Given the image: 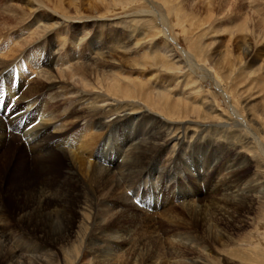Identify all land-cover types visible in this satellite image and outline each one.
I'll use <instances>...</instances> for the list:
<instances>
[{
    "label": "rangeland",
    "instance_id": "374dc122",
    "mask_svg": "<svg viewBox=\"0 0 264 264\" xmlns=\"http://www.w3.org/2000/svg\"><path fill=\"white\" fill-rule=\"evenodd\" d=\"M30 1L35 4L34 0H0V8L5 4H10L9 7L15 6V9L19 7L26 9L27 13L30 12L26 18L37 21L36 25L38 26H43V22L47 23L42 19L44 13L57 12L59 14V9H55V0H37L46 3L45 6L37 9L32 4L33 9L29 10ZM109 1H112L113 4L110 6L105 4L106 7L105 5L101 6L97 0H64L60 4L61 8L64 7L67 11H71L73 6H69V3H76L79 7L77 9H82V12L91 16L85 20V18H79L78 12L76 14L68 13L67 16H70V20L66 19L65 22L59 20L62 14L60 12V15L55 14L56 18L50 20H56L57 23L59 20V23L54 26L56 30L49 27L52 33L58 31L52 43L55 46H64L65 49H61L62 51L71 50L67 54H63L62 58L71 54L84 56L85 53L86 57L95 56L98 61L106 64L114 63L117 65L120 62L123 65L122 69L128 72L134 83L142 85L144 80L154 78L156 73L153 71L154 69L162 68L169 71L162 67L164 63L162 64L157 60V57L160 56L157 55L158 52L169 51L173 53L175 58L172 59L171 57L172 60L166 58L167 67L173 68L174 77L171 78L169 75L160 72L156 80L160 85L174 84L182 91V81L190 75L185 68L180 51H188V54L195 57L199 67L203 66L213 73L216 72L220 82H222L221 87L224 93L226 92L228 96H231L230 103L232 101L234 106H238L237 109L240 114L244 115L245 124L249 128L245 130L236 124V119L230 112V103L223 97L222 91L217 89L211 79L201 77L204 71L194 69L195 74L191 76L193 78L191 85L194 88L189 86L184 91L196 98L200 105L197 107L199 118L191 122H182V127L186 129L187 138L181 148L185 149L174 156L171 166L166 160L171 159L178 150L177 139H175L173 149L171 143L166 149L167 151H161L160 148H157V152L154 151L146 158L144 157L146 161L144 160V164L141 163L144 165L142 169L152 173L136 174L131 178V181H124L118 176V196L110 197L107 189L101 187L96 193L99 197L92 206L95 210L92 211L88 208L87 210H80V213L74 211L77 210L75 208L77 202L72 197H79L84 189L87 195L89 191L86 187H82L80 181L77 183L65 179L61 183L62 190L72 199L65 207L66 219L60 223L55 221L56 224H53V228L50 230V227L46 224L43 225L41 221L29 223L20 221L19 223L13 222L10 225L0 226L2 231L12 230V233L10 232L3 239L8 247L2 251L0 249V264H10L9 257L13 249L17 251L22 249L29 254L28 257L26 256L27 261H23L21 264H98L92 257L91 251L102 243L99 235L115 230L122 231L126 237H123V241L121 240L118 246L113 248L112 255L117 264L126 261L131 263L132 260L134 261L133 264H264V197L262 199L251 198L249 186L245 188L246 193L244 195H239L232 201L223 192L226 184L234 186L241 183L245 178H250V183L261 180L264 186V36L262 32L258 35L253 30L254 28L247 29L248 22L246 21H239L233 25L231 20L238 12L235 10L237 8H233L234 12L232 13H230L231 10L229 12L224 10V15L220 12H212L207 15L206 9L198 1H195V6L190 7V9H188L189 6L186 2L182 1L181 4L180 1L177 8L180 9L183 18L180 15L174 19L169 16L167 19L168 26H166L168 29H165L166 27L162 24H157L155 17L148 15L152 7L160 12L163 10L162 13L164 14L166 13L165 6L160 0H148V4L144 0H119L120 3H117V0ZM114 2L117 4L114 5ZM260 2L264 4V1ZM172 3L176 5L175 0ZM239 6L241 7L242 3ZM195 9L197 13L194 12ZM244 12L251 19H254L249 7ZM39 14L40 17H38ZM70 22L73 24L71 28L68 27ZM19 26L20 24L14 25L11 28V33L14 32L15 34ZM165 32L172 37V40H165ZM70 33L72 34L70 35ZM66 34L65 39L63 35ZM52 35L54 36V33ZM167 35L166 37H168ZM88 39L98 42V46L90 47ZM39 40L31 43L30 47L38 46H35L38 50L35 49V51L41 52L42 57H40L43 58L42 51L46 45L43 43V39L42 42H37ZM199 49H204L200 50V53L198 52L199 55L193 52V50ZM27 50L29 48L24 47L22 50H18L19 54L16 51L17 55L11 56V60L6 59V61H13L19 67H24L25 62L28 65V60L25 59ZM39 50L41 51L39 52ZM1 55L4 54L0 52ZM32 56L35 57L30 55L28 59ZM146 56H149L150 59L145 58L143 60L142 57ZM133 57L139 61L135 62ZM153 57L156 59L153 60ZM38 63L40 64V62ZM39 68L44 69V66L41 67L40 65ZM29 74L34 75L31 74V71ZM179 79L182 81L174 83ZM197 93L200 94L199 97L195 96ZM209 106L212 107V110L207 109ZM126 107L128 108V106ZM143 108L141 104L131 107L133 113H139V110H143ZM203 113L206 116H202ZM109 116L114 117V114ZM165 118L170 120L168 117ZM86 120V118L80 119L78 125L70 129L68 133L65 132L63 136L68 138L70 135L77 134L79 129L88 122ZM222 122L228 123L229 126L221 129L216 128L217 123L222 124ZM126 124L124 123L116 129V153L120 145L136 137L133 135L124 137L123 127ZM202 128L205 129L202 130ZM172 129L171 127L170 132ZM172 135L169 134L164 142L171 141ZM58 137L62 136L56 134L55 138ZM112 137H110L109 142L107 140L104 142V139L101 138L102 141H98L95 149H90L89 161L101 162L100 155L97 154L96 156L97 147L104 154L106 153V156L103 155L106 157H103L104 160L110 157L109 147L113 145ZM204 151H206L205 155L202 154ZM191 153H193V157L198 153L202 159L204 158L208 162V168L203 167L202 174L198 173V165L193 166L191 164ZM180 156L188 158L190 162L187 161V164L189 165L186 166L180 162L175 163L176 157L179 159ZM234 157L242 162L241 166L229 172L223 170L228 161ZM3 162H5L4 159L0 162V166ZM112 162L116 163L114 158ZM28 163H31V159ZM48 165L52 167L51 170L49 169V173L46 171L45 174L36 175L37 172H35L34 176L31 175L33 176L32 183L38 184L39 181L50 179L52 180L51 186H55L56 182H59V178H61L59 174L62 173L64 166L58 164L57 160L53 158L49 160ZM168 168L173 169L172 179L165 175V170ZM32 169L29 166L30 173ZM1 179L0 196L2 194L4 197V193L8 192L11 187L7 189L8 183L6 181L1 183ZM23 179L25 180V177L21 178L22 181ZM4 180H6L5 177ZM86 180L92 186L97 184V179L96 181ZM18 189L17 191L10 190V198L5 197L4 211L11 217L17 216L19 214L18 208L24 204L22 192H19L21 197L18 200L15 198L11 200L13 196L16 197ZM1 202L0 199V204ZM202 204L205 206L200 209ZM133 245L135 246L133 247ZM30 253L32 254L30 255Z\"/></svg>",
    "mask_w": 264,
    "mask_h": 264
},
{
    "label": "bare ground",
    "instance_id": "6f19581e",
    "mask_svg": "<svg viewBox=\"0 0 264 264\" xmlns=\"http://www.w3.org/2000/svg\"><path fill=\"white\" fill-rule=\"evenodd\" d=\"M34 1L35 4L30 1L29 10L33 9L32 4L36 6L37 9L45 6L46 4L44 2V4L41 3L40 1L42 0ZM55 1V9H59V14L55 9L54 10L56 13H44L42 19L47 21V23L43 22V26H38L36 25L37 21H31V18H26V16L30 13H27L26 9L21 7L15 9V6L9 7L10 4H5L0 8V52L4 54L0 56V162L3 159L5 161L2 163V166H0V179L2 178L1 183L4 181L8 183L9 187L7 186V189L11 187L10 190L17 191L19 188L16 197L13 196L11 200L14 198L18 200V198L21 197L19 192H22L21 195L24 204L27 202V204L31 203L29 206H26L27 204H23V206L18 208L19 214L17 216L11 217L10 215L6 214V211H4L5 208L3 206L5 205V197L7 196V198H10L9 194L11 191L8 190V192H5L4 197H2L1 194L0 199L2 202L0 204V226H4V224L10 225L13 222L19 223L20 221L26 223L41 221L43 225L46 224L49 226L50 230L53 228V224H56L55 221H59L60 223V221L65 220L67 215L65 207L68 206L71 199L62 190L61 183L65 179H69L77 183L80 181L82 183V187H86V189L89 191V194L87 195V193L85 194L84 189L79 197H72V199H76L77 202L75 207L77 210L74 211L80 213V210H87L88 208L92 209L93 211L95 208L92 206L96 203V200L99 197H97L96 193L99 192L101 187L103 189H107V193L108 195L110 194V197H113L114 195L118 196V176L124 179V181H131V178H133V176L136 174L141 175L142 172L150 173L151 171L149 172V170L142 169L144 165H141V163L144 164V160L146 161L145 158L156 151L157 148H160L161 151H163L168 149L169 145L172 143L173 149V144L175 139H177V144L179 143L178 150L176 153L173 152L174 155L171 157V159L168 158L169 160H166L171 166V161L174 159V156L178 155L179 151L181 152L185 149L181 148V146L184 145V140L187 138L185 131L186 129L182 127V122H191L192 120H197L199 118V109L197 107L200 105L198 104L196 98L191 97L188 92L184 91L185 88L193 86L191 85L193 84V78L191 76L192 74H195L194 69L200 70L201 72L204 71V74L201 75V77L211 79L213 84L216 85L217 89L222 91L223 97L227 99L229 103L230 100H232L231 96H228L226 92L224 93L223 88L221 87L222 82H220V78L216 72L213 73L203 66L199 67L195 57L188 54V51L185 50L180 51V53L182 60H184V65L188 71V75L190 76H186L184 81L179 79L174 82L179 83L182 81L183 92L180 91L174 84L160 85L156 80L157 75L160 72L169 75L171 78L174 77L175 73H172L173 68L167 67L168 62L166 58L168 60H170L171 57L172 59L175 58L173 53L169 51L157 53V55H160L157 57V60L162 64L164 63L162 67H165L169 71L162 68L156 70L154 69L153 71L156 72L153 76L154 78L144 80V84L142 85L140 83H134L128 72H126L125 69H122L123 65L120 62L117 65L114 63L106 64L98 61L95 56L86 57L85 53L84 56H76L75 54H71L62 58L63 54H67V52H70L71 50L68 49L66 52L62 51L61 49H63L64 46L59 47V45L55 46L52 43V40L58 32L55 31L56 29L54 26L59 23V20L66 22V19L70 18V16H67L68 13L76 14L78 12L77 14H79V18H85V20L91 16L82 12V9H77L79 7L76 3H69V6L73 7L71 11H67L64 7L61 8L60 6L64 0ZM97 1L99 4H101V6H104L105 4L110 6V4H113V2H110L109 0V2L107 0ZM144 1L147 2V4L149 3L148 0ZM160 1L165 6L164 9L166 10V13L164 14L162 13L163 10L160 12L159 10L152 7L151 11L149 10L148 15H151L153 18L155 17L157 24H162L164 27L168 26L167 19L169 16L172 19L179 15L181 18H183L180 9L177 8V4L179 5L180 1L181 4L182 1L186 2L189 6L188 9H190V7H194L195 1H198L201 5H203L202 7L206 9L205 12L207 15H210L212 12H220L223 14L224 10H226L225 12H229L231 10L230 13H232L234 12L233 8H237L235 10L238 12L236 16L232 17V24L234 25L235 23H239V21H246L248 22L247 29L250 30V28H254L253 30H255L258 35L262 32V35L264 36V4H261L260 2H263L264 0H175L176 5H173L172 3L174 0ZM118 2L119 0H117V3ZM117 3L114 2V5ZM241 3L243 6H241L242 8L239 6ZM248 7L250 8V13L253 15L254 19H251L249 15L244 12ZM51 12L54 11L51 10ZM60 12L62 13L61 15ZM191 12H196V9L194 12ZM55 14L61 16V18L57 20L58 23L56 20L50 21L56 16ZM38 17H40V14ZM71 23L72 22L68 23L69 28H71L73 25ZM16 24H20V26L18 29L16 28L17 30L15 31V34L13 32L15 29L12 31L13 33H11V28ZM49 27L55 29H53V31H55L53 32L54 36L52 35L53 33ZM165 29H168V27ZM162 31L164 34V28ZM11 34L14 35L11 36ZM71 34L72 33H70V35ZM166 35L167 33L165 32V40L172 38L168 35V37H166ZM63 36L65 38L67 34ZM37 39H40L37 42H42L41 40L43 39V43L46 45L44 51H42L43 58H41V50H39L40 53L35 51V44H32L35 46L30 47L31 43H35ZM88 40L90 42V47L98 46V42L96 43L92 39ZM2 41H5V43H2ZM58 42L60 43V41ZM24 47L29 48L27 52L25 51V59L28 60V65L25 62L26 65H24V67L22 66V68L13 61H6V59H10L11 56H16L18 50H22ZM200 50L204 49L193 50V52L199 55ZM31 52L32 54H30ZM160 53L164 55L162 56ZM30 55H34L35 57H30L32 60L30 58L28 59V56ZM142 58L145 60V58L148 59L149 56ZM133 59L135 62L139 61H137L136 57H133ZM152 59L155 60L156 58L153 57ZM38 62H40V64ZM40 65L41 67L44 66V69L39 68ZM30 71L31 74L34 75H30ZM194 80L196 81V79ZM198 95L200 94L197 93L195 96L197 97ZM181 96L183 97L181 98ZM139 104L144 107L143 110H139V113H133L131 107ZM234 105L235 104H233L231 101L230 112L234 119H236V124L245 128V130H248L249 127L245 124L244 115L240 114L237 109L238 106L236 107ZM126 106H128V108ZM207 109L212 110V107L209 106ZM112 113L114 114V117H108V115ZM199 115L201 116V114ZM202 116H206V114L203 113ZM165 117L170 118V120H167ZM83 118H86V121L88 122L85 123L82 128L80 127L81 129H79V132L76 130L78 132H76V136L70 135L68 138L65 135L63 136L65 132L68 133L70 129H73V127L75 128L78 125V121ZM124 123H127L123 127L124 137H129V135L136 137L131 139L129 142H125L120 145L118 148L119 150L116 153V129L118 126ZM227 126H229L228 123L222 122V124L217 123L216 128L221 129ZM49 127H51V129H49ZM171 127L173 129L170 132ZM204 129L205 128H202V130ZM56 134L62 137L55 138ZM169 134H173V137L171 141L166 143L164 141L167 139ZM112 135L114 136L112 137ZM110 137L113 138V140L111 139L113 141V145L110 147L108 146L109 153L111 152L110 157H107V159L104 160L103 157L106 156V153L104 154L102 150L98 149L97 147L96 156L97 154L100 155L101 162L99 163V161H89L91 152L90 149L94 148L95 145L98 144L99 140L102 141V139H104V142L106 140L109 142ZM259 147L261 149V146ZM205 153L206 151L202 152L203 155H205ZM191 154V164H193V166L198 165V173L202 174L203 167L208 168V162H206L204 158L202 159L198 153L195 154V157H193V153ZM52 158L57 160L58 164L64 166L62 167V173L59 174L61 177L59 178V182H56L57 184H55V186H51L52 180L50 179L39 181L40 183L38 184H34L35 182L32 183L31 181L33 180L34 174H36L35 172H37L36 175L45 174L46 171L49 173L52 167L48 164L49 160H52ZM113 158L116 163L112 162ZM244 158L247 159V157ZM30 159L31 163H28ZM45 160L47 161L45 162ZM187 161H189L188 158L180 156L179 159L176 157L175 163L180 162L187 166L189 165L187 164ZM241 164L242 162L238 161L237 157H234L228 161L223 170L226 172L233 171L234 169L239 168ZM29 166L33 168L31 173L29 172ZM172 170L173 169L171 168L165 170L166 177L171 178L173 174ZM4 177L6 180H4ZM24 177L25 180L23 179L22 181L21 178ZM86 179L93 181H96L97 179V184L92 186L91 184L87 183ZM246 187H248L250 191L249 196L251 198L262 199L264 197V186L261 180L250 183V178H245L241 183H237V185L234 186L226 184L223 192L224 195L232 201L235 197L244 195L246 193ZM203 206H205V204L200 205L199 208L201 209ZM113 213L111 214L113 215ZM91 214L93 213L91 212ZM123 216L125 217V215ZM69 226L71 225L69 224ZM10 232L12 233V230L6 232L0 229L1 251L8 247V244H6V241L4 240V242L3 239L4 237L8 236ZM107 232H103L99 235V239L102 243L100 245L96 244L97 247L91 251V255L98 264H117L115 257L112 255L114 251L113 248L118 246V244L123 239L124 234L122 231L116 230L114 232L112 231L111 233ZM134 246L135 245H133V247ZM32 253H30V255ZM26 256L28 257L29 254L26 253L25 250L20 249L17 251L13 249V252L10 253L9 262L10 264H21V262L27 261ZM134 258L136 259V257ZM153 261L155 262V260ZM126 262L122 264H125ZM192 262L195 261L192 260ZM133 263L134 261L132 260L130 264Z\"/></svg>",
    "mask_w": 264,
    "mask_h": 264
}]
</instances>
